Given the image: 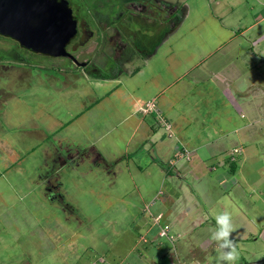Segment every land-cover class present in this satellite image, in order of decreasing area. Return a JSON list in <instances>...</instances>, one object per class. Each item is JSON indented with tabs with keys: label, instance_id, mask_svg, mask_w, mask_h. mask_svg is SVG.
Returning <instances> with one entry per match:
<instances>
[{
	"label": "crops",
	"instance_id": "crops-1",
	"mask_svg": "<svg viewBox=\"0 0 264 264\" xmlns=\"http://www.w3.org/2000/svg\"><path fill=\"white\" fill-rule=\"evenodd\" d=\"M248 3L170 0L169 15H179L175 24H165L166 19L146 24L142 13L137 20L128 18L120 26L124 51L112 71L94 75L87 66L56 56L48 64L58 72L45 74L51 84L43 95L34 93L33 85L25 90L28 77L32 80L30 68L21 70L11 62L1 67L0 219L12 215L11 202L32 194L42 195L54 208L72 203L67 198L81 204L111 197L96 188H114L118 172L126 171L141 204L130 218L136 231L129 224L124 233L133 236V247L158 230L155 215L152 220L144 214L154 203L163 206L162 221L170 231L184 225L190 231L212 230L214 220L201 214L192 219L180 211L185 196L196 202L194 188L188 191L182 179L189 173L199 184L213 159L234 146L244 149L255 121L264 115V11L250 10L248 19ZM98 27L116 28L111 22L90 25L94 31ZM137 38L143 47H132ZM19 77L29 96L26 109L25 98L14 92L18 87L11 88ZM149 100L155 110L145 111ZM157 113L169 121L171 133ZM184 147L191 149L190 158H177ZM173 157L177 159L170 165ZM225 167L219 166L217 179L227 175ZM17 171L30 173L26 182L1 179ZM96 172H102L97 181ZM39 233L47 235L45 225ZM149 249L144 243L139 255H148Z\"/></svg>",
	"mask_w": 264,
	"mask_h": 264
},
{
	"label": "rangeland",
	"instance_id": "rangeland-1",
	"mask_svg": "<svg viewBox=\"0 0 264 264\" xmlns=\"http://www.w3.org/2000/svg\"><path fill=\"white\" fill-rule=\"evenodd\" d=\"M157 1L159 7L156 15L159 19H166L165 24H171L173 15H169V12L173 9L167 4L170 0ZM260 1L249 0L246 12L248 19L251 16L250 10L264 11ZM125 11L130 9L126 8ZM82 14L92 20L91 14L95 13L83 12ZM73 15L77 18V27L80 28L81 22L78 21L80 19L76 9L73 10ZM130 15L133 14L127 12V19H131ZM96 16L101 17L103 23L111 19L109 14L101 12ZM149 23L153 22L146 24ZM261 24L264 29V20ZM81 36V33L77 34L67 43L66 48L75 51L79 60L90 63L87 65L88 70L96 73L110 72L117 66L119 55L124 51L122 43L116 45L108 43V38L101 34L99 37L80 42ZM95 40L98 43H93ZM136 40L137 43L131 44L132 47L136 45L143 47L139 43L142 39ZM80 47L83 49L82 54ZM18 52L21 55H18ZM55 57L37 51L28 52L16 40L0 34V68L7 67L1 64H8V62L21 66V70L30 68L32 80L28 77L29 85L25 87V90L34 89L33 86H35L34 93L43 95L46 92L47 86L51 83L47 76L44 77L45 74L58 72L57 66L48 64L51 60L57 59ZM60 57L70 60L67 56ZM21 86H23L22 78L19 77L12 83L11 88L18 87L14 89V92L21 93L20 96L25 98L24 106L21 107L26 109V98L29 96ZM162 116L166 119L164 115ZM158 119L160 120V117ZM162 123L171 133L169 121ZM253 130L249 140L244 141L245 148L243 149V145H238L241 149L235 161L236 168L231 171V164L224 163L227 175L217 179L216 175L221 170L219 166L224 164H217L213 169L210 163L207 175L199 179V184L189 173L182 179L188 191L194 188L190 191L196 202H190V198L185 196L186 198L184 197L180 204V211L188 212L189 214L186 215L190 218L193 219L195 215L201 214L209 220L212 219L214 221H211V225L214 230L216 223L211 210L217 213L224 211L232 213L235 227L232 235L236 238L239 251V258L235 264H264V115L255 121ZM182 149L179 150L181 154L176 155L177 158H184ZM188 149L191 151L190 148ZM114 150V147L108 149L109 153ZM225 156L226 153L216 157L212 163H217ZM177 158L172 159L175 161ZM171 163L172 160L170 165ZM101 174L102 172H96L92 173V176L97 181ZM29 175L30 173L26 171H17L5 173L1 179L13 178L15 181L26 182ZM35 175L37 173H32L31 176ZM135 175L138 180L141 178V173L137 172ZM117 179L118 183L114 184V188L109 186L96 188L97 192L111 193V197L103 196V198H95L91 202L84 201L81 204L67 198L72 203H64L62 208L56 204V208L50 206L45 198L43 200L42 195L38 198L32 194L25 201L15 199L14 203L9 204L8 211L12 213L10 218L0 219V264H27L28 262L29 264H215V242L209 240L203 243L204 240L210 239L212 230L204 232L195 228L190 231L186 225L181 226L182 228L176 227L177 229L171 227L170 233L173 234L174 240L167 236H160L158 230H153L155 233L143 236L146 242L140 240L137 247H133V236L130 233L128 235L124 233L129 224L132 230L136 231L132 227L130 218L138 213L141 204L136 202L138 193L133 187L129 174L126 171L118 172ZM161 209L163 210L161 204L154 203L151 211H144V214L153 220L158 212L163 213ZM48 213L51 216L47 221L42 220L44 215L48 217ZM42 225H45L48 230L45 237L39 233ZM144 243H147L151 249L147 251L148 255L142 257L139 251L143 252Z\"/></svg>",
	"mask_w": 264,
	"mask_h": 264
},
{
	"label": "water",
	"instance_id": "water-1",
	"mask_svg": "<svg viewBox=\"0 0 264 264\" xmlns=\"http://www.w3.org/2000/svg\"><path fill=\"white\" fill-rule=\"evenodd\" d=\"M76 31L71 8L62 0H0V33L34 51L76 58L66 44Z\"/></svg>",
	"mask_w": 264,
	"mask_h": 264
},
{
	"label": "flooded vegetation",
	"instance_id": "flooded-vegetation-1",
	"mask_svg": "<svg viewBox=\"0 0 264 264\" xmlns=\"http://www.w3.org/2000/svg\"><path fill=\"white\" fill-rule=\"evenodd\" d=\"M62 1L65 2L71 8L72 16L76 20V31L73 34V36L70 38V40H72L77 34L81 33L82 38H81L80 42H84V40L91 39L93 37H95V38L99 37V34H101L103 36H106L107 38H111L112 44H115V45L120 44L121 37H122V31H121L120 26L122 24H124L125 21H127V17L125 15V9L128 6L130 7L129 14L130 13L133 14V15H130L131 20H135V19L137 20L138 16H140L142 14L146 16V20H145L146 23L147 22H157V20L159 19L158 15H156L158 13V7H159V3L157 0H116V1H110V0H62ZM74 9H76L78 19H80L78 21L81 22L80 28L77 27V23H78L77 18L73 15ZM111 9H112V11H111ZM83 12H85V13H87V12L93 13L94 12L95 14H91L92 20H90L82 14ZM99 12L106 14V15L109 14V17L111 19H109V21L103 23L104 21H102V18L96 16V15H98ZM168 18H171V17H168ZM172 19H173V17H172ZM94 22L100 23V25L111 22L116 26V28L114 30H112L111 32L102 28V27H99L97 30L94 31L90 28V25ZM0 34L3 36H6L8 38H11L13 40H16L19 43V41L17 39H15L11 36H8V35L2 34V33H0ZM19 45L22 48H24L25 50H27L28 52H32V51L36 52L30 48L22 46L20 43H19ZM69 51L74 56H76L77 59H79V56L77 54H75V51H73V50H69ZM44 54H46V53H44ZM18 55H21V53L18 52ZM47 55H49V54H47ZM67 57H69V56H67ZM69 58H70V60H72L71 57H69ZM89 64L90 63H88L86 61V64L83 66H87ZM1 65H5V63H2Z\"/></svg>",
	"mask_w": 264,
	"mask_h": 264
},
{
	"label": "clouds",
	"instance_id": "clouds-1",
	"mask_svg": "<svg viewBox=\"0 0 264 264\" xmlns=\"http://www.w3.org/2000/svg\"><path fill=\"white\" fill-rule=\"evenodd\" d=\"M211 215L216 223L210 236V240L216 244L215 264H235L239 258V251L236 238L232 235L235 231L232 213L228 211L217 213L211 210Z\"/></svg>",
	"mask_w": 264,
	"mask_h": 264
},
{
	"label": "built area",
	"instance_id": "built-area-1",
	"mask_svg": "<svg viewBox=\"0 0 264 264\" xmlns=\"http://www.w3.org/2000/svg\"><path fill=\"white\" fill-rule=\"evenodd\" d=\"M143 110L145 111H152L155 110V103L152 100L146 101L144 106H143ZM158 117H160V120L162 122L165 123V121H167L166 119L163 118L162 114L157 113ZM241 147L240 146H234L231 148V150H229L226 153L225 158H223L222 160L217 161V163H211V168H216L217 164H224V163H235L236 158H237V154L239 153ZM182 155H184V157L186 159H189L191 156V151L188 148H183L182 150ZM180 153V152H179ZM181 154V153H180ZM171 162V161H170ZM172 163H173V159H172ZM171 163V164H172ZM162 217H163V213L162 212H158L155 215V221L159 223V227H158V235L160 236H167L170 239L174 240V236L173 234L170 233V225L168 222L166 221H162Z\"/></svg>",
	"mask_w": 264,
	"mask_h": 264
},
{
	"label": "trees",
	"instance_id": "trees-1",
	"mask_svg": "<svg viewBox=\"0 0 264 264\" xmlns=\"http://www.w3.org/2000/svg\"><path fill=\"white\" fill-rule=\"evenodd\" d=\"M178 18H179V15H178V14H174V15H173V20H172V22H171V25H172L173 23L175 24V22L178 21ZM171 25H170V26H171ZM92 72H94V71H92ZM102 72H103V71H102ZM93 74L95 75V74H101V73H96V72H94ZM230 164H231V165H230V169L233 170L234 167H235V164H234V162H233V163H230Z\"/></svg>",
	"mask_w": 264,
	"mask_h": 264
}]
</instances>
